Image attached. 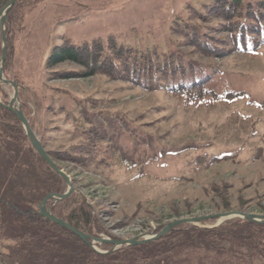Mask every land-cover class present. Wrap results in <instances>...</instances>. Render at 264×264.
<instances>
[{
    "label": "rangeland",
    "instance_id": "1",
    "mask_svg": "<svg viewBox=\"0 0 264 264\" xmlns=\"http://www.w3.org/2000/svg\"><path fill=\"white\" fill-rule=\"evenodd\" d=\"M208 1L42 0L30 7V0L15 17L18 31L2 80L8 77L18 85L14 107L26 114L45 151L67 150L78 140L72 136L74 126L85 117L99 122V116L111 145L127 159L128 164L114 163L101 170L54 160L68 176L73 192L98 216L105 231L100 237L140 240L179 218L228 211L264 216V46L255 55L191 54L214 66L227 87L249 96L230 105L188 106L163 91H146L103 74L53 78V72L76 73L81 67L72 62L45 65L52 48L65 40L78 45L119 35L125 44L144 48L158 43L167 51L176 40L169 36L170 22L186 17V5L198 9ZM3 5L0 0V8ZM129 33L133 35L125 39ZM2 80L0 100L7 103L14 89ZM209 155L226 158L209 166L196 165ZM221 223L214 219L187 225L211 228ZM197 237L185 230L143 248L142 256L175 246L174 253L155 264L230 262V244H206ZM129 258L125 256L127 262Z\"/></svg>",
    "mask_w": 264,
    "mask_h": 264
},
{
    "label": "trees",
    "instance_id": "2",
    "mask_svg": "<svg viewBox=\"0 0 264 264\" xmlns=\"http://www.w3.org/2000/svg\"><path fill=\"white\" fill-rule=\"evenodd\" d=\"M1 1L5 4L8 0ZM28 1L17 0L7 12L3 72L9 69L12 60V43L18 31L15 17ZM39 1L42 0H33L30 7ZM185 11V18L175 17L170 22L169 36L176 37V40L167 51H162L158 43L144 48L131 46L125 44L119 35L96 38L78 45L65 40L52 48L45 65L52 68L63 62H72L81 67L79 72H53L52 77L86 78L103 74L146 91H163L182 99L188 106L230 105L249 100L245 91L227 87L214 66L194 59L191 54L208 58H224L235 53L255 55L264 46V0H209L202 2L198 9L186 5ZM132 35H125V39ZM183 47H189L190 51ZM1 51L0 28V59ZM6 80L15 83L8 77ZM5 103L6 100L1 99L0 264H155V261L174 253L176 247L159 250L150 257L142 256L143 248L164 242L185 230H192L206 244H230L227 250L230 262L222 264H264V224L238 217L211 228L181 224L150 242L99 253L69 229L39 215L37 206L44 196L48 193L63 194L67 186L34 151L21 123L3 106ZM97 118L100 123L85 117L79 125L76 124L72 136L78 139L77 142L67 150L46 151L51 159L67 160L87 170L107 169L114 163L128 164L102 129L104 119ZM225 158V155L204 156L196 161V165L209 166ZM53 201L47 203L53 216L90 238L105 233L98 216L77 193L72 191L66 198ZM95 246L103 251L112 248L109 243H97ZM126 255L130 257L129 262L125 260Z\"/></svg>",
    "mask_w": 264,
    "mask_h": 264
},
{
    "label": "water",
    "instance_id": "3",
    "mask_svg": "<svg viewBox=\"0 0 264 264\" xmlns=\"http://www.w3.org/2000/svg\"><path fill=\"white\" fill-rule=\"evenodd\" d=\"M17 0H8L1 8H0V28H1V44H2V51H1V59H0V81L2 80V75H3V61L6 53V35L4 32V23L6 20V15L9 9L13 6V4ZM3 83L12 85L14 92L11 100L7 105H3L7 110L11 111L18 119V121L21 123L24 133L27 136L32 148L34 151L47 163V165L54 171L56 172L66 183L67 188L66 191L63 194H55V193H48L44 196L40 204L37 206L38 207V213L40 216L60 225L61 227L67 228L70 231H72L74 234H76L83 242L86 244L90 245H95L97 243H109L112 245V248L109 251H98L99 253H109L115 251L116 246H131V245H141L146 242H150L152 240L158 239L161 236L167 234L169 231H171L173 228H175L178 225L181 224H196L200 222H204L207 220H214V219H219V223L229 220L232 218H241L245 219L251 222H256V223H262L264 224V216L263 215H258V214H252V213H245V212H238V211H228V212H222V213H214V214H208V215H203V216H196V217H189V218H179L177 220L168 222L166 225H164L160 231L156 234H154L151 237L148 238H143L140 240H137V238H132V239H111V238H103V237H97V238H90L88 235L85 233H82L81 231L73 228L71 225H69L67 222H65L62 219H59L55 216H53L50 212V208L47 207V203L50 200H62L66 198L70 193L73 191V186L66 175V173L61 170L55 162L51 159V157L47 154L43 146L41 145L39 139L36 137L35 133L31 129L29 125V121L26 119L24 116L23 112L21 111V108L18 106L17 108L14 107V103L17 101V91L18 87L17 85L12 82L8 81L6 79L2 80ZM93 248V247H92Z\"/></svg>",
    "mask_w": 264,
    "mask_h": 264
},
{
    "label": "flooded vegetation",
    "instance_id": "4",
    "mask_svg": "<svg viewBox=\"0 0 264 264\" xmlns=\"http://www.w3.org/2000/svg\"><path fill=\"white\" fill-rule=\"evenodd\" d=\"M0 103H1V100H0ZM9 103V101L7 103H5L4 105H7ZM27 119V118H26Z\"/></svg>",
    "mask_w": 264,
    "mask_h": 264
}]
</instances>
